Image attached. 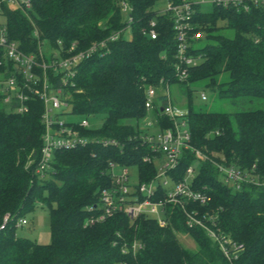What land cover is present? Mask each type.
<instances>
[{"label":"trees","instance_id":"trees-1","mask_svg":"<svg viewBox=\"0 0 264 264\" xmlns=\"http://www.w3.org/2000/svg\"><path fill=\"white\" fill-rule=\"evenodd\" d=\"M157 1L28 0L27 11L0 3L4 17L0 28L6 40L27 56L39 55L42 47L45 60L52 51L72 43L85 50L120 30H131L129 40L123 39L122 32L105 51L80 62L68 79L61 97L67 100L71 121L94 118L99 124L79 129L85 145L56 151L42 176L36 168L44 130L43 103L29 95L27 112L18 113L17 101L3 102L4 81L22 75L13 71L0 47V264H264V187L242 183L236 190L210 161L197 162L194 154L199 151L214 162L249 173L255 182L264 178V8L237 13L196 6L192 19L202 36L190 43L189 52L199 61L190 67L186 82L178 83L172 21L153 9ZM124 5L129 9L125 22ZM150 22L158 34L154 40L146 34ZM223 31L229 34H220ZM202 40L205 44L195 48ZM34 73L40 89L43 74L36 69ZM59 77L47 71L46 84L57 88ZM161 80L169 91L171 86L185 90L186 102L180 107L188 112L190 132V147L182 151L168 177L178 183L187 168L197 164L191 187L206 194L209 202H189L184 207L196 212L206 228L243 247L233 263L224 259L204 229L186 225L175 203L164 204L166 227L143 216L131 220L123 213L85 226L100 213L101 191L112 187L110 164L136 169L139 184L130 187L129 203L133 198L143 201L138 186L155 178V165L146 160L149 145L140 137L147 132L139 123L146 116L144 88L161 89ZM192 85L210 89L219 110L194 106ZM161 127L171 124L163 121ZM161 185L155 186L152 202L166 197L169 189ZM37 206L48 212L47 245L14 235L20 227L17 221ZM5 215L9 220L1 229ZM178 236L189 237L194 248L184 247ZM133 242L142 246L137 254L121 251Z\"/></svg>","mask_w":264,"mask_h":264},{"label":"built area","instance_id":"built-area-1","mask_svg":"<svg viewBox=\"0 0 264 264\" xmlns=\"http://www.w3.org/2000/svg\"><path fill=\"white\" fill-rule=\"evenodd\" d=\"M4 0H0V3ZM14 3L17 0H8ZM166 6L163 10L157 11L159 14L168 15L172 21V29L174 32L175 42V63L173 65L174 78L178 83H185L188 78L190 67L195 66L199 57H193L189 49L190 43L193 40L201 38V32L195 30L193 24V15L195 7L209 5L210 8H220L225 10H234L237 13H249L253 9L264 8V0H165ZM20 4L23 11L30 9L28 0ZM123 13H128L127 6H123ZM131 22V18L128 17ZM113 34L107 39L92 43L85 50H77V43H72L70 47L60 48L58 51H52L51 58L45 60L43 57L44 49H39V55L27 56L21 53L15 43H10L3 35V29L0 28V47L4 50V58L12 62L13 71H19L22 75L21 79L9 76L3 83L2 95L3 102L9 104L12 99L15 103V111L18 113L27 112L26 102L29 100V95L36 97L43 103V113L41 116L44 126L41 136L42 147L40 150V159L37 164L36 173L43 175L50 168L52 156L56 151L69 150L77 146L85 145V138L80 134L79 129H90L91 126L87 119H82L78 122H73L71 119H61V115L72 117L69 106L63 94V88L67 85L68 79L72 78L75 73V68L83 60L90 58L94 54H98L107 49L108 43L116 41L119 35L124 32ZM145 33V32H143ZM151 40L157 38L158 34L155 30V23H149V30L146 32ZM60 44V43H59ZM2 63L0 61V67ZM40 70L44 80L39 89V77L34 73V70ZM52 70L59 77L57 88L46 84L45 74ZM159 87L151 85L144 88V109L146 116L140 121L139 126L146 134H142L141 139L149 145V155L146 160L148 163L160 161L162 175L155 176L148 184L138 186V193L144 197L143 201L137 202L136 198L132 202H127L130 192V184L128 182L127 168L121 167L119 175H114L113 170L118 165L110 164L109 173L111 176L112 187L108 190H103L100 193L101 208L95 216H91L85 223V226H93L104 222L107 218L112 217L115 213H123L131 220L138 216L154 219L160 227H166L167 222L163 219L162 213L165 203H175L182 209L186 225L188 227L198 226L204 229L207 235L217 242L224 259L233 263L237 260L243 247L229 239H225L213 230L204 226L203 222L196 217V212H187L184 203L188 204L196 202L200 205H205L209 202V197L200 192L195 191L191 187L192 180L195 176L193 165L189 166L184 174L183 179L174 183L168 177V173L174 170L178 164L181 153L189 149L190 132L187 122V110L175 105L171 101L169 86L162 80L159 81ZM201 101H206L204 94H200ZM163 121L169 122L171 127L162 128ZM217 135V133L215 134ZM103 145H107V141H102ZM197 162L210 161L222 175L225 183L232 186L234 189H239L242 183H256L264 187V178L257 182L249 175L234 167H226L222 163L214 162L206 158L199 151H194ZM119 167V166H118ZM252 172V170H251ZM158 178H164L162 187L169 189L164 200L152 202L150 199L155 194V187L152 183ZM9 216L5 215L2 220L1 229L8 222ZM27 222L24 219H19L16 226H24ZM142 249V246L133 242L130 247L124 245L121 251L124 253L137 254Z\"/></svg>","mask_w":264,"mask_h":264},{"label":"rangeland","instance_id":"rangeland-1","mask_svg":"<svg viewBox=\"0 0 264 264\" xmlns=\"http://www.w3.org/2000/svg\"><path fill=\"white\" fill-rule=\"evenodd\" d=\"M26 0H17L14 3L8 0H4L3 2L6 3L8 9L14 10L19 7L20 4L24 3ZM196 1V0H192ZM166 6L165 0H158L155 4L153 9L155 11L163 10ZM202 10L207 11L210 9L209 5H202ZM128 13H122V21L125 22L127 20ZM4 22V17L2 16V10L0 5V24ZM220 34L228 35L229 31L220 32ZM131 38V30L127 28L123 33V39L129 40ZM205 44V41L202 40L195 44V48H200ZM192 90V103L194 106H201L202 108H206L208 110H219V107L215 101L214 94L210 91V89L203 87V85H192L190 87ZM204 94L206 97V101H201L200 94ZM170 97L173 104L179 103V106L184 105L186 102V92L184 89H177L174 86L170 87ZM61 119L69 120L72 119L71 117H66L61 115ZM90 126L95 127L99 124L98 120L94 118L88 119ZM156 169V177L162 175L161 171V164L160 161L156 160L155 163ZM195 171H197L198 167L197 164H193ZM121 167H115L113 170L114 175H119L121 172ZM128 174V182L130 186H134L139 184V180L136 176V169L134 167L127 168ZM166 181L164 178H158L154 180L152 185L153 187L157 186L158 184H162V182ZM168 183V181H166ZM23 219L27 222L26 225L22 227H17L14 231V235L17 238L27 239L30 241H34L41 245H47L50 243V225H49V216L48 212L45 208H40L37 206L32 213L25 214ZM179 241L181 244L189 249L194 248V243L189 237L178 236Z\"/></svg>","mask_w":264,"mask_h":264}]
</instances>
